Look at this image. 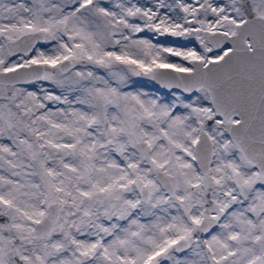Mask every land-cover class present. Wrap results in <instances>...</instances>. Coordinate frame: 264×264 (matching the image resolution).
<instances>
[{
	"label": "snow or ice",
	"instance_id": "obj_1",
	"mask_svg": "<svg viewBox=\"0 0 264 264\" xmlns=\"http://www.w3.org/2000/svg\"><path fill=\"white\" fill-rule=\"evenodd\" d=\"M0 264H264V0H0Z\"/></svg>",
	"mask_w": 264,
	"mask_h": 264
},
{
	"label": "rangeland",
	"instance_id": "obj_2",
	"mask_svg": "<svg viewBox=\"0 0 264 264\" xmlns=\"http://www.w3.org/2000/svg\"><path fill=\"white\" fill-rule=\"evenodd\" d=\"M141 83H147V81H143V80H141Z\"/></svg>",
	"mask_w": 264,
	"mask_h": 264
}]
</instances>
